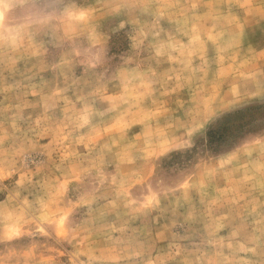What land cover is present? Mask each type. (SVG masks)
Returning a JSON list of instances; mask_svg holds the SVG:
<instances>
[{
    "label": "rangeland",
    "instance_id": "rangeland-1",
    "mask_svg": "<svg viewBox=\"0 0 264 264\" xmlns=\"http://www.w3.org/2000/svg\"><path fill=\"white\" fill-rule=\"evenodd\" d=\"M258 104L264 0H0V264H264Z\"/></svg>",
    "mask_w": 264,
    "mask_h": 264
},
{
    "label": "trees",
    "instance_id": "trees-1",
    "mask_svg": "<svg viewBox=\"0 0 264 264\" xmlns=\"http://www.w3.org/2000/svg\"><path fill=\"white\" fill-rule=\"evenodd\" d=\"M264 109V104H258L254 106H250L245 109L248 112H255L256 110ZM243 113V110H236L234 112H230L224 115L220 120H217V127L209 126L207 131L208 143L211 148H217L220 145L233 141L237 136L242 134L243 132L252 130V127L255 124L254 118H251L245 123H241L239 116ZM232 119V120H231ZM231 120V122H230Z\"/></svg>",
    "mask_w": 264,
    "mask_h": 264
},
{
    "label": "snow or ice",
    "instance_id": "snow-or-ice-1",
    "mask_svg": "<svg viewBox=\"0 0 264 264\" xmlns=\"http://www.w3.org/2000/svg\"><path fill=\"white\" fill-rule=\"evenodd\" d=\"M47 7H54L55 5L54 4H48L46 5Z\"/></svg>",
    "mask_w": 264,
    "mask_h": 264
}]
</instances>
